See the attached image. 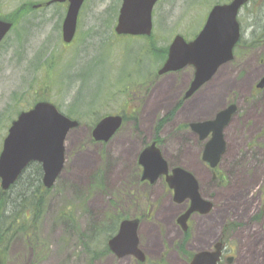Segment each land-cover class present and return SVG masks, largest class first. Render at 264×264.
Returning <instances> with one entry per match:
<instances>
[{"label": "rangeland", "instance_id": "1", "mask_svg": "<svg viewBox=\"0 0 264 264\" xmlns=\"http://www.w3.org/2000/svg\"><path fill=\"white\" fill-rule=\"evenodd\" d=\"M48 1L0 0V15L14 22V29L0 47V153L12 122L37 100L55 104L61 113L78 121L80 126L67 137L63 174L47 196V210L40 226L44 251H39V257H33L25 240L18 237L11 245L6 264H86L87 247H96V226L102 224L100 227L105 226L107 231L116 228L112 234L115 236L123 219L139 218L143 210L154 214L160 209L164 199H169L167 193L157 198L162 192V183L152 192L145 184L138 189L128 185L137 170L135 159L138 154H135L134 146L144 145L143 138L147 141L155 138L158 122L179 106L161 132L164 143L160 146L164 157L170 164L194 173L205 200L214 203L217 199L220 208L232 206L219 218L202 220L193 217L189 222L193 238L186 247L187 253L210 251L225 235L227 226L229 236L235 227L242 226L232 239H227V246L235 249V264H251L255 243L264 239V157L258 164L256 160L252 162L258 166L257 173H251L240 191L211 186L205 172L191 168L183 150L187 145L182 137L190 136L191 123L211 120L233 102L232 105L238 104L240 108L232 116L233 122L227 133L228 146L247 152L248 144L254 142L264 148L263 139L258 141V137L264 136V97L255 94L256 86L264 77V48L258 46L247 54L241 49L245 47L244 43L252 42L256 31V39L260 44L264 43V0H250V4L242 9L239 22L243 44L234 60L220 68L202 96L185 104L183 96L194 80V68L160 76L158 72L165 60L149 54L150 41L116 36L114 27L121 0H86L79 16L76 39L70 45L62 40L67 5L46 7ZM232 1L161 0L153 13V42L159 48H169L178 35L192 41L202 30L212 8ZM37 5L43 7L34 9ZM109 14L115 16L112 27L107 22ZM167 88L175 97L164 105L166 96L161 97L159 93ZM260 100L263 108L254 122L250 116ZM154 106L155 110L152 109ZM201 108H205L203 113ZM125 115L130 119L125 120L111 142L92 141V129L101 119ZM131 115L137 119H132ZM193 146L198 151L199 148ZM110 166L111 169L118 166L112 170L117 172L111 179L108 176ZM101 170L103 188L92 191L93 178ZM97 177L100 181V176ZM124 190L125 195L132 192L130 194L136 200L122 197ZM10 194L14 198L17 191ZM225 198L227 200L221 201ZM136 201H139L138 206ZM239 204L244 205L239 211L242 219L236 220L232 216L236 213L234 206ZM69 214L76 224L73 229L65 223ZM155 224L161 230L164 249L159 252L160 258L151 256L147 238L143 236L142 250L146 252L148 262L186 264V253L178 249L184 237L180 226L175 221V229L167 238L165 225ZM258 249L259 259L255 264H264V244ZM94 264H135V260L130 257L119 260L109 255Z\"/></svg>", "mask_w": 264, "mask_h": 264}, {"label": "water", "instance_id": "2", "mask_svg": "<svg viewBox=\"0 0 264 264\" xmlns=\"http://www.w3.org/2000/svg\"><path fill=\"white\" fill-rule=\"evenodd\" d=\"M86 0H53L68 3L62 25V40L73 42L78 27L79 15ZM159 0H122L115 33L118 36L149 37L153 33V10ZM249 0H233L229 4L216 5L210 11L206 23L197 37L187 42L178 35L169 47L167 60L158 74L178 72L186 67L195 69L194 80L185 95L192 97L201 87L210 82L219 69L234 59V49L241 38L238 21L241 9ZM13 28V23L0 20V44ZM264 88V79L257 85ZM237 112L236 105L220 111L214 119L190 124L201 139L211 138L206 145L203 160L216 168L225 153L224 130ZM122 116H107L101 119L92 131L96 142L110 141L123 125ZM79 122L64 114L50 102H38L31 110L22 112L12 122L0 154V188L8 192L17 184L31 164L42 167L43 186L51 190L61 177L66 163V140L69 133L79 127ZM142 181L156 183L166 177L178 204L190 201L189 209L178 218V225L187 231L188 222L194 214H208L213 204L200 194L199 182L189 171L170 168L155 143L143 150L139 157ZM140 221L124 220L116 236L108 242L110 251L119 259L133 257L146 263V256L139 247ZM223 244L217 243L215 251H200L190 264H219Z\"/></svg>", "mask_w": 264, "mask_h": 264}, {"label": "trees", "instance_id": "3", "mask_svg": "<svg viewBox=\"0 0 264 264\" xmlns=\"http://www.w3.org/2000/svg\"><path fill=\"white\" fill-rule=\"evenodd\" d=\"M252 1V0H251ZM248 6V5H247ZM22 11V10H21ZM20 11V12H21ZM18 12V13H20ZM8 19V18H6ZM5 19V20H6ZM9 20V19H8ZM115 16L109 14L108 16V24L110 27L114 24ZM11 21V20H10ZM14 21V20H13ZM12 22V21H11ZM14 23V22H13ZM258 23V22H257ZM264 28V26H262ZM259 29V28H258ZM256 33L252 35L251 41H257ZM263 35V34H262ZM151 43L148 45L149 54L159 57L163 60H166L168 55V47L167 48H159L153 42V35L150 37H143ZM264 39V35H263ZM241 41L236 48V53L243 44ZM252 45V43L250 42ZM249 43H244L243 45L248 46ZM255 47V45H254ZM140 96V93H138ZM137 95V94H136ZM43 100H37L36 102H40ZM36 104V103H35ZM34 104V105H35ZM33 105V106H34ZM32 106V107H33ZM31 107V108H32ZM29 107L30 110L31 109ZM180 106L174 109L170 114H168L165 118L161 119L156 127V137L155 140L160 145L162 143L161 139V131L165 124L172 120ZM25 110V111H27ZM23 112V111H22ZM132 119L136 120L137 118L134 115L130 116ZM130 119L127 115H125V120ZM138 125V124H137ZM136 125V126H137ZM100 176V181L97 176ZM98 175L93 178L94 185L92 191H97L103 188V171L101 170ZM42 167L39 164H31L28 169L24 172L20 180L17 182L15 186H13L8 192H4L0 189V264H6L9 260V251L11 249L12 243L18 238L22 237L29 250H31L33 257L37 258L40 255L39 251H44L45 242L41 239L40 235V226L45 217L47 210V196L50 194L51 190H47L44 188L42 184ZM133 183H137L135 186L137 187L139 178L135 177L131 180ZM130 181V182H131ZM130 185V183H128ZM13 191H17V194L14 198H11V194ZM125 198H135L132 194L127 193ZM11 200L12 202H9ZM146 215V214H145ZM67 226L71 229L76 227L74 218L72 215H68V219L65 222ZM107 222L104 224L106 225ZM102 224L96 226L94 229V243L96 247L88 246L87 247V263L86 264H94L96 261L102 260L107 256L111 255V252L108 248V241L112 238V234L114 230L107 231L105 226L100 227ZM226 227L225 232L228 230ZM183 240L179 243L178 249L181 253L187 257L188 261L192 258V255L187 253L186 247L188 243L193 238V231L190 229L185 232L183 235ZM100 237L102 239H100Z\"/></svg>", "mask_w": 264, "mask_h": 264}, {"label": "flooded vegetation", "instance_id": "4", "mask_svg": "<svg viewBox=\"0 0 264 264\" xmlns=\"http://www.w3.org/2000/svg\"><path fill=\"white\" fill-rule=\"evenodd\" d=\"M39 6H40L39 8H38V5L34 6V9H41L43 7L42 5H39ZM0 19L1 20H3V19L5 20V18H3L1 15H0ZM5 21H7V20H5ZM252 44H255L256 45L255 47L263 46V48H264V43L260 44V42L258 40L257 41H252ZM241 49H243V51H245L246 54H247V51H249V50L252 51L254 49V47H252L250 45V46L242 47ZM194 75H195V69H194ZM262 79H264V77L261 78V80ZM261 80H260V82H261ZM211 83H212V81L209 82L208 84H211ZM208 84H206L204 87L199 89L189 99H185V95L187 93L186 92L184 94V96H183L184 104L186 102L192 101L195 97H197L199 95L202 96L201 94H204L203 93L204 89L208 86ZM255 90H256L255 94L257 96L263 94V97H264V88H258L256 86ZM253 102H254V100L251 101V104ZM232 104H233V102L228 103L225 106V108H223L221 111H223L224 109H227ZM236 105H237V112L236 113H238V110H239L240 106L238 104H236ZM262 108H263V105L261 103V100L257 101V107L254 109L253 115L250 116V119L253 120L254 122H256L257 119H259V117H260V110ZM233 117H232L231 121L229 122V124L227 125V127L224 130V140H225V146H226L225 147V153L222 155L220 163H219V165L216 168H211L210 165L203 160V155H204V152H205V149H206V145H207L208 141L210 140L211 135L207 139L202 140L200 134L194 133L191 130L190 125H189L190 131L188 133L190 134V136L185 135L184 137H182V139L185 138L184 139V144L187 145L186 146L187 148L183 147V150H184V152H186L185 154L187 156V159L191 163V168L197 169V167H200L202 169V171L206 173V178L209 180V183H210L211 186H220V187H225V188L228 187V189H234V190L236 189L237 191H240L241 189H243L244 183L250 177L251 173H252V175H254L255 172L257 173L258 166L254 165V163H252V162H255V160H256V164H258L259 162L262 161V158L264 157V148H262L257 143H256L257 145H254V142L253 143L251 142V144H248L249 146L247 148V152H242V150L237 151L238 148H230V146H228V143H227V133H228V131L230 129L229 126L233 122ZM123 118H124V122H123V124H124L125 123V117H123ZM254 125L257 126L256 123ZM184 133H187V131L186 132L184 131ZM262 139H263L262 143H264V136L258 137V141H260ZM111 141H112V139L110 141L104 142V143L95 142V141L94 142L95 143H100V144H107V143H109ZM142 142L144 143V145H142V143H141V146H139L138 151H137L138 155H136V159H135V163H137L136 176L132 177V179H134L135 177L136 178L138 177L139 181H138L137 187L135 186L137 183H133L131 181L132 179L130 180L131 182L129 181L130 186H133V187H131L132 189H134L135 187L138 189L139 186H140V183L142 182V179H141L142 178V167L139 164L140 154H141V152H143V150L145 148H147L148 146H150L153 143H155L156 146L160 149V151H161V153L163 155V158L167 161V163L169 165V168H170V174H172L173 169L180 167L179 165L170 164V162L164 157V154H163L161 146H160L161 144L159 145L157 143V141L155 140V138H153L150 141L149 140L147 141L146 138H143ZM162 143H164V140H162ZM193 145H196V147L199 148L198 151H196L194 149ZM230 150H232V152ZM115 168H118V166H115L112 169H111V166H110V172L108 174V176L110 175V179L112 178V175H114L117 172V171L112 172V170H114ZM159 183H162V186L164 187V192L168 194V196L171 199L173 205L177 206V207L178 206H182L183 207V211L179 214V216L182 215L183 213H185L190 207V201L187 200V201H185L184 203H181V204H178L177 202H175L173 191L169 188V186H168V184L166 182V177L165 176L161 177L154 184H149L147 182H144V183H142V185L143 184L147 185L149 187L147 189H149L152 192V191L155 190V188H157V185ZM199 187H200V185H199ZM130 193H132V192H130ZM200 193H201V187H200ZM263 195H264V192H263ZM119 196L121 197V195H119ZM215 197H217V195H215ZM223 200H227V198L221 199V201H223ZM214 203H215V205H214ZM214 203H213L212 210L208 214H205V215L195 214V215H193L191 217L190 221H192L193 217H198V218H200L202 220L211 219L213 217L219 218V217H222V216H220L222 213H224L225 211H227L229 209H232L231 205L222 206L223 208H220L217 199H214ZM243 207H244V205H242V204H239L236 207L234 206V208L236 209V213L232 216L233 219H236V220H241L242 219V217L239 216V213H240L239 211ZM262 210L264 211V205H263V209ZM252 224H253V222H251L250 225H252ZM242 228H243L242 226L235 227L231 231L230 234H232L234 236V234H236L238 232V230H240ZM190 229H192V228L189 225V228H188L187 231H189ZM229 230H230V228L226 231V233L227 232L228 233L227 234L225 233V235L221 236V238L219 239V242L223 244V250H222V254H221V257H220L219 264H235V262H236V257L234 256L235 249L234 248H228V246H227V239H229V240L232 239L231 238L232 235L229 236ZM187 231H183V232L185 233ZM261 240L262 241H257L255 243V246L253 248V253H252V262H251V264H255L258 261V259H259V255H258L259 249H258V247H259V245L264 244V239H261ZM211 250L215 251V245L213 247H211ZM192 257H193V255H192ZM191 259L189 260V262L191 261ZM189 262H186V264H189ZM135 264H136V262H135Z\"/></svg>", "mask_w": 264, "mask_h": 264}, {"label": "crops", "instance_id": "5", "mask_svg": "<svg viewBox=\"0 0 264 264\" xmlns=\"http://www.w3.org/2000/svg\"><path fill=\"white\" fill-rule=\"evenodd\" d=\"M134 148L136 149L135 150L136 151L135 154H136L138 151V147L135 145ZM127 154H130V152H127ZM127 154H126L125 158H127ZM197 170H202V169L200 167H197ZM161 188H162V192H159V190H158L159 195L157 196V198H159L161 195L165 194L164 187L162 186ZM182 211H183L182 206H178V207L174 206L170 198L164 199L161 208L157 209L156 212L153 214V219L142 220L141 226L139 228V238L142 239L143 236L147 238V247L150 249L149 254L151 256H155V258H160L161 253L164 249L163 248V242L161 241V239H162L161 238V230L158 226H156L155 222L158 224L162 223L165 225L166 230H167L166 236H167V238H170V235H172V233H173L174 223ZM142 248H143V245L141 244V249ZM159 252H161V253H159ZM144 253L146 254V252H144Z\"/></svg>", "mask_w": 264, "mask_h": 264}, {"label": "bare ground", "instance_id": "6", "mask_svg": "<svg viewBox=\"0 0 264 264\" xmlns=\"http://www.w3.org/2000/svg\"><path fill=\"white\" fill-rule=\"evenodd\" d=\"M167 85V84H166ZM171 92V90L169 89V88H167L166 90H163V91H161L159 94H161L160 96L161 97H165L166 96V101H165V104L164 105H166L167 103H168V101L174 96L175 97V94H173V93H170ZM207 101L209 102V100H208V98H207ZM216 101H217V98H216ZM219 102V101H218ZM207 103V102H206ZM162 105V104H161ZM152 109H156V106H154ZM153 110V111H154ZM201 110H202V112L201 113H203L204 112V110H205V108H201ZM151 114V113H150ZM86 164H89V162L88 161H86Z\"/></svg>", "mask_w": 264, "mask_h": 264}]
</instances>
